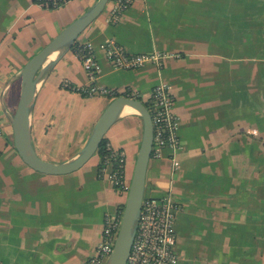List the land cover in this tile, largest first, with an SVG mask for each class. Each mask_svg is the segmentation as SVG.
I'll return each instance as SVG.
<instances>
[{
  "label": "crops",
  "instance_id": "obj_1",
  "mask_svg": "<svg viewBox=\"0 0 264 264\" xmlns=\"http://www.w3.org/2000/svg\"><path fill=\"white\" fill-rule=\"evenodd\" d=\"M95 1L68 0L50 9L34 0H0V91ZM107 5L77 38L96 47L95 84L146 103L162 82L174 99L179 166L173 170L168 149L150 158L144 194L169 192L176 202L177 264H264V0H135L117 23L107 21ZM106 40L129 53L175 56L160 68H114L98 48ZM64 82L88 84L73 50L43 82L32 113V146L53 162L78 152L110 102ZM18 92L15 81L5 93L10 111ZM3 120L0 264H84L102 239L105 216L121 215L124 193L99 175L97 153L63 175L31 169ZM141 134L136 115L105 134L112 148L123 151L126 165L132 161L131 172Z\"/></svg>",
  "mask_w": 264,
  "mask_h": 264
},
{
  "label": "built area",
  "instance_id": "obj_2",
  "mask_svg": "<svg viewBox=\"0 0 264 264\" xmlns=\"http://www.w3.org/2000/svg\"><path fill=\"white\" fill-rule=\"evenodd\" d=\"M43 8L54 9L68 0H34ZM135 0H109L107 21L117 23L124 11ZM95 46L90 42H77L75 54L80 60L86 73L88 84L81 87H72L67 82L64 86L84 93L86 96H105L110 99L117 96L116 92L109 88L95 84L99 63L95 56ZM105 58L114 68L133 70L141 68L148 63L161 67L163 61L175 55H170L158 50L129 53L124 47L112 40H106L98 45ZM131 94H125L131 97ZM133 98V97H131ZM174 99L169 87L160 82L155 84L146 101V108L150 114L152 123V145L150 158L159 159L165 149L170 150V160L173 170L179 166L177 150L180 147V138L177 133L178 118L173 110ZM3 128L0 125V136ZM105 154L101 159L99 175L107 177L111 184L120 192L126 194L129 188L130 177L126 175V159L123 151L114 149L109 142L105 144ZM177 205L172 195L167 192L162 196L144 194L135 235L131 244L130 252L125 264H177L179 255L176 251L177 236L175 221ZM120 216H105L102 239L84 264H104L112 251L115 238L120 225Z\"/></svg>",
  "mask_w": 264,
  "mask_h": 264
},
{
  "label": "water",
  "instance_id": "obj_3",
  "mask_svg": "<svg viewBox=\"0 0 264 264\" xmlns=\"http://www.w3.org/2000/svg\"><path fill=\"white\" fill-rule=\"evenodd\" d=\"M108 1L96 0L34 54L19 72L10 77L0 91V108L10 124L13 147L21 160L31 169L46 175H63L79 169L97 152L106 132L116 121L130 115L140 118L142 123L140 145L131 172L117 236L112 251L104 263L125 264L138 223L152 145V123L144 103L124 95L110 99L83 146L64 161L42 159L35 152L31 142L32 113L43 82L65 53L71 50L81 32L103 11ZM15 81L19 83L18 99L15 109L10 111L4 97L9 86Z\"/></svg>",
  "mask_w": 264,
  "mask_h": 264
},
{
  "label": "trees",
  "instance_id": "obj_4",
  "mask_svg": "<svg viewBox=\"0 0 264 264\" xmlns=\"http://www.w3.org/2000/svg\"><path fill=\"white\" fill-rule=\"evenodd\" d=\"M77 40L75 41V43L73 44L71 50H75V47H76V44H77ZM82 95H85L84 93H81ZM86 96V95H85ZM144 103V102H143ZM144 105L146 106V103H144ZM107 141V138L104 136V138L102 139L101 143L99 144V147L97 149V155L99 156L100 158V166H101V159L103 158V155L105 154V144H106ZM123 208H121V211H122Z\"/></svg>",
  "mask_w": 264,
  "mask_h": 264
},
{
  "label": "rangeland",
  "instance_id": "obj_5",
  "mask_svg": "<svg viewBox=\"0 0 264 264\" xmlns=\"http://www.w3.org/2000/svg\"><path fill=\"white\" fill-rule=\"evenodd\" d=\"M81 36V35H80ZM164 62H165V60H164ZM148 64H152V63H148ZM148 64H146V65H148ZM159 70H162V69H159ZM15 105H16V103H15ZM90 107H88L86 110H88ZM15 109V106H14V108H12V111ZM2 118V120L4 119L6 122H8L6 119H5V117L3 116V114L2 113H0V119ZM3 120V121H4ZM132 161L130 162L129 160H128V162H127V165H126V175H127V177H129L130 176V174H131V167H132ZM145 193H147V192H145ZM125 195V197H126V194H124Z\"/></svg>",
  "mask_w": 264,
  "mask_h": 264
}]
</instances>
